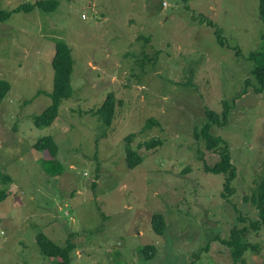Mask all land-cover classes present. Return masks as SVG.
Returning <instances> with one entry per match:
<instances>
[{
  "label": "rangeland",
  "instance_id": "rangeland-1",
  "mask_svg": "<svg viewBox=\"0 0 264 264\" xmlns=\"http://www.w3.org/2000/svg\"><path fill=\"white\" fill-rule=\"evenodd\" d=\"M38 1L48 0H0V11ZM58 2L53 12L0 23V80L10 85L0 104V172L11 178L0 185V264H55L38 234L72 242L70 264H264V224L249 226L259 219L250 198L264 180V89L256 92L251 74L264 67V49L251 56L264 34L259 0ZM199 17L221 30L224 47ZM57 41L71 50L72 95L51 126L36 128L51 103ZM111 93L109 128L95 113ZM222 103L227 124L212 133L230 150V194L226 175L204 169L218 151L193 135ZM48 136L53 153L33 147ZM150 141L160 144L147 149ZM130 151L141 158L132 169ZM243 226L254 250L234 262L225 240ZM146 245L157 248L153 259L142 255Z\"/></svg>",
  "mask_w": 264,
  "mask_h": 264
},
{
  "label": "trees",
  "instance_id": "trees-1",
  "mask_svg": "<svg viewBox=\"0 0 264 264\" xmlns=\"http://www.w3.org/2000/svg\"><path fill=\"white\" fill-rule=\"evenodd\" d=\"M58 1L61 0H48V1H38L33 5L24 4L13 11H0V23L8 20L13 13L24 12L29 13L33 9L37 8L41 12H53L58 5ZM259 18L264 27V0H259ZM194 19H196L194 17ZM201 24L205 23L208 27L214 29L213 33L216 37L217 43L221 46H225L224 39L222 37L221 30L217 29L211 21L205 20L203 17L198 18ZM262 44L259 51L256 53H251V56L259 55L260 51L264 49V34L261 36ZM149 41V39H148ZM237 54L239 50L236 48ZM151 58H149V61ZM73 59L71 56V50L68 45L63 41H57L55 43L54 55L51 61V66L53 69V86L52 92L50 94L51 103L50 105L38 116H35L33 119L34 126L36 128L49 127L58 117V109L62 100L68 99L72 95V85H71V74L73 71ZM252 76L256 80L258 86L256 89L257 93H261L264 89V67H255L251 71ZM248 82L245 83L246 88L248 87ZM10 90V85L4 81L0 80V104L3 101L6 93ZM222 111L215 112L207 109L205 111L206 122L202 125L199 134L194 135L196 139H202L205 142V147L210 150L218 151L219 160L213 166H205L204 169L206 172L212 174H224L225 183L224 191L227 194L233 192L231 188V182L235 178L234 167L230 162V150L228 144L225 143L222 138L213 135L212 130L215 127H224L227 124V116L229 113L228 103H222ZM115 106L116 100L115 96L111 93L108 94L102 105L96 111V115L107 127H111L114 115H115ZM155 127L154 120H148L146 122V128ZM134 138V135H129L125 138V141L130 144L131 140ZM160 144L159 141H150L145 142L147 149H152ZM36 150L43 151L49 150L54 152L55 144L51 137H45L39 139L33 146ZM230 154V155H229ZM126 162L128 168L132 169L138 164L141 163V158L137 155L136 152H127ZM11 182V178L6 174L0 172V185L7 184ZM255 183V182H254ZM255 185V184H254ZM256 188L251 195V203L256 207L257 214H259V219L249 226L257 228L259 224H264V180L256 183ZM225 193H222L223 198H227ZM7 197V193L4 190L0 189V202L4 201ZM244 221V219H243ZM152 228L157 235L162 236L165 232V224L163 217L160 214H154L151 218ZM249 226H243L242 228H233L230 231L229 238L225 240L226 248L230 253V257L234 262H239L242 260L244 253L247 250H254V245L246 241V233ZM37 244L40 249V253L48 258L58 259L55 264H70L71 262V253L75 249V246L69 240L66 241V244L61 247L53 243L43 234L37 235ZM142 255L146 259H153L157 254V248L153 245H146L141 251Z\"/></svg>",
  "mask_w": 264,
  "mask_h": 264
}]
</instances>
